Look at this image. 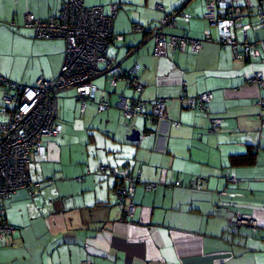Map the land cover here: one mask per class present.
Here are the masks:
<instances>
[{
	"label": "crops",
	"instance_id": "crops-1",
	"mask_svg": "<svg viewBox=\"0 0 264 264\" xmlns=\"http://www.w3.org/2000/svg\"><path fill=\"white\" fill-rule=\"evenodd\" d=\"M63 1L0 0V50L3 34L28 37L11 26L34 33L26 26L27 13L44 19L56 16ZM249 2L237 1L240 21L233 22L232 32L243 42L247 26L249 41H263L264 22L257 16L260 0ZM85 3L101 5L107 13L118 5L113 26L123 38L110 43L107 54L123 69L136 62L142 65L140 96L148 101L170 98L167 116L162 121L139 115L130 118L115 106L99 112L95 102L81 112L76 91H62L58 98L62 132L45 137L42 153L33 155L27 165L37 193L31 196L20 188L6 202L7 221L16 231L0 242V264H82L84 260L92 264H264V112L259 105L264 90L247 82L256 73L264 76V43L256 54L236 57L230 45L216 41L219 31L206 17L207 0ZM168 12L177 14L165 33L204 39L208 32L214 41H203L195 53L185 47L167 57L154 55V39L135 26H158ZM50 40L43 53H54L51 67L17 81L0 52V74L24 85H33L41 75L55 77L65 58L66 40ZM94 81L97 98H108L113 104L121 93L139 95L124 80L115 88L105 75ZM183 82L189 95L214 94L206 111L181 99ZM4 95L0 85V111L6 107ZM69 100L76 101L74 112L66 107ZM76 111L97 137L91 133L80 141L69 139L72 130L79 128L71 123ZM147 111L151 113L150 106ZM212 117H221L222 123L211 132ZM6 119L0 113V123ZM135 128L140 138L128 140ZM251 153L252 161L233 162L234 157L247 159ZM101 165L139 176L133 216L126 217L118 203V178L101 172ZM150 183L156 188L148 190ZM237 215L255 218L258 226L234 229Z\"/></svg>",
	"mask_w": 264,
	"mask_h": 264
},
{
	"label": "built area",
	"instance_id": "built-area-1",
	"mask_svg": "<svg viewBox=\"0 0 264 264\" xmlns=\"http://www.w3.org/2000/svg\"><path fill=\"white\" fill-rule=\"evenodd\" d=\"M238 0H207L206 17L218 27L219 37L216 41L232 47L235 56L250 57L258 52V46L263 41L251 42L247 39L245 26V40L240 42L233 34L231 25L235 20L240 21L238 13L240 7ZM248 5L249 0H244ZM257 16L264 22V0H260ZM162 8V6L160 5ZM224 15L220 16V10ZM118 13V5H112L110 13L105 12L101 5L88 6L85 0H64L61 11L56 16L38 18L33 13H27L26 26L33 29L40 38H63L66 40L65 58L59 73L53 78L39 77L33 85H24L9 80L0 74V85L5 90L4 104L0 111L7 119L0 123V242L16 231L15 225L10 224L6 218L5 203L20 188H26L31 196L37 191L27 174V165L33 155L43 151V139L57 136L62 132L59 122L58 98L62 91L74 89L76 98L80 101V111L85 112L89 102H95L99 112L115 106L127 117L136 115L157 118L160 121L166 118L168 111V97H157L153 101L141 97L128 96L121 93L113 104L108 98L96 96L98 85L94 79L105 75L109 84L116 87L120 80L133 87L136 92L144 89L138 71L142 65L136 62L129 69H123L120 63L107 54L110 43L122 39L123 35L115 34L114 18ZM177 12H168L161 19L158 26L147 27L136 25L135 30L146 33L154 39L153 54L167 57L169 53L178 48L189 47L192 52H198L203 47V40L188 34L174 35L165 33V27L175 23ZM204 40L214 41L206 32ZM100 64L104 66L101 67ZM248 83L256 84L264 90V76L256 73L247 79ZM186 82H183L181 99L191 108L206 111L208 103L214 98L211 91L189 95L186 91ZM11 90V91H10ZM259 105L264 112V94ZM150 106L151 113L147 107ZM209 131H217L222 123L221 117H212ZM264 126V114L262 115ZM103 173L110 172L118 178V203L124 207L126 217L133 216L135 203L133 194L139 176L128 172L120 174L119 169L106 165L100 166ZM196 186V182L193 183ZM156 188V184H147L148 190ZM243 226L257 227L258 221L253 217L237 215L232 222L234 229ZM82 264H92L84 260Z\"/></svg>",
	"mask_w": 264,
	"mask_h": 264
},
{
	"label": "rangeland",
	"instance_id": "rangeland-1",
	"mask_svg": "<svg viewBox=\"0 0 264 264\" xmlns=\"http://www.w3.org/2000/svg\"><path fill=\"white\" fill-rule=\"evenodd\" d=\"M9 24V22H8ZM14 31L27 35L25 37L21 34H3L1 36V56L5 60V63H9V68L12 70V75L16 78L17 81L24 78L35 77L41 72L43 68H49L55 63L54 53L53 54H44L43 48L48 44L50 38H40L35 35L33 32H20L17 28L11 26ZM52 62V63H51ZM42 77H46L41 75ZM47 78V77H46ZM20 83V82H19ZM73 97V96H72ZM62 103V101H61ZM59 104V113L62 109V106ZM66 107L72 109L73 112L77 107L75 100H69L66 102ZM62 122V115L59 116V119ZM84 116H81L79 112L76 111V118L71 119V123L76 122L79 124V128L76 131L71 132L70 140L80 141L82 138H88V134H94L97 137V131L87 130L84 126ZM83 129H81L80 128ZM99 137V136H98Z\"/></svg>",
	"mask_w": 264,
	"mask_h": 264
},
{
	"label": "trees",
	"instance_id": "trees-1",
	"mask_svg": "<svg viewBox=\"0 0 264 264\" xmlns=\"http://www.w3.org/2000/svg\"><path fill=\"white\" fill-rule=\"evenodd\" d=\"M258 18H259V17H258ZM260 21H261V20H260ZM204 38H205V37H204ZM202 40H203V41H206V40H204V39H202ZM138 63H139V62H138ZM141 68H142V67H141ZM138 72H139V71H138ZM113 88H114V87H113ZM143 90H144V89H143ZM143 90H142V91H143ZM142 91H141V92H137L139 95H138V96H133V97H141L140 94L142 93ZM141 98H142V97H141ZM143 99H144V98H143ZM152 101H153V100H152ZM248 157H249V158H247V159H245V158H246L245 156H244V157H234V158H233V162H245V161H247V160L250 162V161L253 160V153L249 154ZM118 182H119V180H118ZM118 182H117V185H118ZM117 185H116V190H117ZM15 193H16V192H15ZM15 193H13V195H14ZM13 195H12V196H13ZM12 196H11V198H12ZM11 198H10V199H11ZM10 199H9V200H10ZM7 201H8V200H7ZM7 201H6V202H7ZM5 206H6V203H5ZM6 210H7V206H6Z\"/></svg>",
	"mask_w": 264,
	"mask_h": 264
},
{
	"label": "water",
	"instance_id": "water-1",
	"mask_svg": "<svg viewBox=\"0 0 264 264\" xmlns=\"http://www.w3.org/2000/svg\"><path fill=\"white\" fill-rule=\"evenodd\" d=\"M140 134H141L140 130L135 128L132 130L130 134L127 135V139L131 141L138 140L140 138Z\"/></svg>",
	"mask_w": 264,
	"mask_h": 264
}]
</instances>
